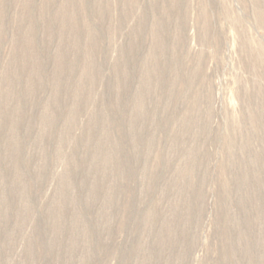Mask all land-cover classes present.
I'll use <instances>...</instances> for the list:
<instances>
[{"label":"rangeland","instance_id":"rangeland-1","mask_svg":"<svg viewBox=\"0 0 264 264\" xmlns=\"http://www.w3.org/2000/svg\"><path fill=\"white\" fill-rule=\"evenodd\" d=\"M0 264H264V0H0Z\"/></svg>","mask_w":264,"mask_h":264}]
</instances>
